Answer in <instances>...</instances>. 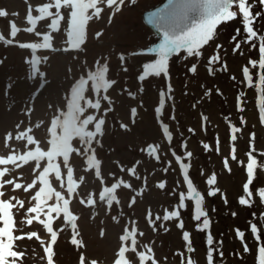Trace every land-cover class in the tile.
Segmentation results:
<instances>
[{"label":"rangeland","instance_id":"rangeland-1","mask_svg":"<svg viewBox=\"0 0 264 264\" xmlns=\"http://www.w3.org/2000/svg\"><path fill=\"white\" fill-rule=\"evenodd\" d=\"M162 1L125 0L116 11L111 0H0V197L26 205L32 197L36 216L28 220H37L28 226L21 222L23 211L15 215V235L35 236L17 242L16 251L24 252V258L15 264H207L209 234L214 264H254L243 243L255 250L251 223L258 224L264 238V204L258 198L264 170L254 172L248 197L242 189L246 167L237 161L246 166V153L252 150L258 164L264 163V124L256 93L242 76V67L258 53L243 43L234 52L245 36L241 21L223 22L199 49L200 57H188L185 50L171 54L167 77L150 74L139 80L143 65L159 58L162 43L143 23L142 13ZM253 11H261L258 3ZM75 13L83 17L82 42L72 48ZM254 27L264 35V16ZM216 54L220 63L226 62V71L219 70V63L208 64ZM193 64L194 74L189 71ZM103 65L108 66L105 80L115 83L108 92L94 91L86 74ZM161 91L165 105L158 116ZM240 92L245 93L243 112L237 110ZM164 124L170 141L163 135ZM233 127L240 131L233 133ZM153 147L157 152L150 155ZM179 163L189 165V179L204 197L210 221L204 231L197 230L202 220L192 219L194 200H186L185 209L177 206L178 194H187ZM213 174L216 184L209 186L206 180ZM214 187L220 192L207 196ZM241 196L250 205H239ZM1 205L6 224L0 235L8 241L0 249L9 254L12 205L0 200ZM172 210L181 212L183 229L176 219H156ZM53 212L63 217L53 220ZM52 224L55 243L47 233ZM237 228L245 231L243 242ZM183 231L189 232L188 242ZM128 238L137 239V247L122 241Z\"/></svg>","mask_w":264,"mask_h":264},{"label":"snow or ice","instance_id":"snow-or-ice-1","mask_svg":"<svg viewBox=\"0 0 264 264\" xmlns=\"http://www.w3.org/2000/svg\"><path fill=\"white\" fill-rule=\"evenodd\" d=\"M130 3L135 4L136 0H129ZM253 3H258L261 11L254 12L253 11ZM111 4L115 6V10L119 11L120 6L125 4V0H111ZM235 9V10H233ZM261 16H264V0H252L250 3L249 0H169V8L166 9L163 13H154L153 18L149 20V23H152L159 28L163 29V41L159 45V58L155 59L154 62L146 63L143 65V75L139 76V80L143 81L145 77L154 75L159 77L164 75L168 76V60L170 54L179 53L182 49L186 51L188 57L196 56L200 57L202 55L201 49L204 45H207L214 37L215 29L217 26L223 22H230L239 19L241 21L243 31L245 33L244 39L242 42H236L235 47L233 49L234 52H237L241 49V43L249 45L252 49H255L258 53L257 58L249 59L247 64L242 67V76L244 82L248 88L252 89L256 93L255 97V105L258 108V118L262 124H264V35H261L254 25L260 19ZM240 33V29H237V34ZM233 41H236V36L232 37ZM259 41L257 45L254 41ZM222 47L221 45H217V48ZM242 54V53H241ZM221 58L218 54L213 55L209 58L208 64H220V69L222 71L227 70V65L225 63H220ZM259 69L258 73L254 74L253 70ZM108 71V66L103 65V67H97L94 71L86 74V79L91 82L92 90L100 92L103 89L104 92H108L110 89V84H114V81L108 82L105 80V73ZM189 71L193 74L197 71V66L193 64ZM209 74H212L214 69L209 67ZM235 79V77H232ZM168 92L171 91V86L168 87ZM165 96L166 93L161 91L159 94V106L155 109L156 114L162 112V109L165 105ZM245 93L240 92L237 96V110L243 112L244 108L241 107L242 103H245L244 98ZM99 107V105H96ZM195 107V105L193 106ZM135 113V109L132 110ZM207 119V117H204ZM241 123H246V121H241ZM164 137H166L169 141L172 139L171 132L169 130L168 125L164 124L161 126ZM189 131H193L189 129ZM233 133L240 131L239 128L233 127ZM237 139L236 135L231 136V140L235 141ZM255 139V134L250 135V140ZM205 149H209V145L205 143L203 145ZM252 146L250 145V148ZM234 151V149H233ZM157 152V148L153 147L150 151V155H155ZM175 155V153H173ZM193 155L192 152H188L187 156L191 157ZM247 163L246 166L242 161H237V163L241 164L242 167H246V177L247 181L243 183L242 189L243 192L251 197L253 192L250 191V185L253 184V176L254 172L259 169L264 170V163H259L257 158L253 155V151L249 150L246 153ZM176 161H180V156H176ZM232 160H237L235 155L231 156ZM225 167L227 168V160H225ZM179 168L183 171V181L187 185V194L184 192H180L178 194V208L185 209L186 204L185 201H195V211L192 216L194 221H201L202 224L197 225V230L204 231L209 228L210 221L208 218V213L203 209L202 204L204 203V197L201 196V193L193 187V181L189 179V165L187 163H179ZM135 173V169L130 170ZM206 184L209 186L216 184V176L213 174L210 178L206 180ZM111 187V186H110ZM159 189H165V183L158 184ZM220 192L219 188H211L207 192V196L212 197L217 195ZM258 198L262 204H264V188L259 189ZM103 199H109V196H104ZM0 200H4L6 203L10 202L11 207V216L13 220V226L11 229L13 236V243L9 248V255L7 256V264H13L14 261L22 260L24 258V252L16 251L17 242L24 239H33L35 236L29 237L28 235H15L16 231L19 229L16 228V221L14 219L15 215L19 214L23 211L24 219L21 221L22 223H26V225L30 226L37 221L35 219L29 221L28 217H35L36 211L33 210L32 204L34 200L30 197L29 204H25L22 202L17 204L15 200H9V198L5 199L4 197H0ZM225 203L227 201L225 200ZM239 205H250V200L241 196L238 200ZM18 209V210H17ZM45 211H47L45 209ZM43 214H41L42 216ZM53 216V220L56 217H60L63 213L57 215V213L53 212L51 214ZM231 215L233 217L236 216L235 212H232ZM40 216V220H43ZM44 216V215H43ZM181 212L178 210L166 211L162 217L157 216L156 219H162L163 221H170L176 219L177 227L180 229L184 228L183 221L180 219ZM203 218V219H202ZM64 220V219H63ZM68 224L70 221L64 220ZM5 219L4 214L0 212V230L5 229ZM43 227L44 225L41 224ZM250 232L256 241L255 250L249 248L247 243H243V251L244 253H251L254 256V264H264V238L261 237L260 227H258L257 223H251L249 225ZM129 233L132 230L128 231ZM50 234V238L53 239V243L57 241V231H54L53 224L51 231H47ZM125 235V234H124ZM122 235V237L124 236ZM137 235V232L135 233ZM142 235V233H140ZM37 236V233H36ZM236 236L240 238L243 242L245 237V231L236 229ZM18 237V239H17ZM182 239L185 242H188L190 239L189 232L183 231ZM8 241L7 235H0V244H6ZM129 241L130 245L135 244L137 247V239L133 241L131 238L122 240ZM207 248L206 252V260L207 264H214V249L211 247L213 245V236L209 234L207 236ZM188 250L191 251V244L188 245ZM150 253L151 259V249L148 250ZM119 255V251H118ZM216 255L223 256L222 251H217ZM138 260L141 262V256L138 255ZM191 261H189L190 264Z\"/></svg>","mask_w":264,"mask_h":264},{"label":"water","instance_id":"water-1","mask_svg":"<svg viewBox=\"0 0 264 264\" xmlns=\"http://www.w3.org/2000/svg\"><path fill=\"white\" fill-rule=\"evenodd\" d=\"M168 8H169V0H164L158 6L143 13V20L145 24L149 26L162 39V41H163V29L159 28L158 26L152 23H149V20L153 18L154 13H163ZM174 54H178V53H174Z\"/></svg>","mask_w":264,"mask_h":264}]
</instances>
